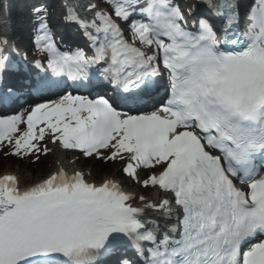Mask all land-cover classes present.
Masks as SVG:
<instances>
[{"label": "snow or ice", "instance_id": "snow-or-ice-1", "mask_svg": "<svg viewBox=\"0 0 264 264\" xmlns=\"http://www.w3.org/2000/svg\"><path fill=\"white\" fill-rule=\"evenodd\" d=\"M59 3L70 44L43 4L27 44L0 32V106L43 101L0 116L5 157L38 162L47 135L163 198L0 175V264H264V0Z\"/></svg>", "mask_w": 264, "mask_h": 264}, {"label": "bare ground", "instance_id": "bare-ground-1", "mask_svg": "<svg viewBox=\"0 0 264 264\" xmlns=\"http://www.w3.org/2000/svg\"><path fill=\"white\" fill-rule=\"evenodd\" d=\"M15 11H19V10L15 9ZM13 14L14 13H12L11 15L8 16L7 12H5V16L3 17V13L1 12L0 13V19L3 18V23L9 24L10 26H14V22L11 21L13 18ZM23 14H24V12H22V14H20V17L24 16ZM16 17H17V15H16ZM56 164H59L60 166L66 168V169H70L73 167V163H72V161H70V159L68 157H66V158L63 157L61 161L57 160ZM113 174H115V173H113ZM157 197L158 196H154V197L151 196L152 199L153 198L156 199Z\"/></svg>", "mask_w": 264, "mask_h": 264}, {"label": "rangeland", "instance_id": "rangeland-1", "mask_svg": "<svg viewBox=\"0 0 264 264\" xmlns=\"http://www.w3.org/2000/svg\"><path fill=\"white\" fill-rule=\"evenodd\" d=\"M51 158L52 159H48V160L51 161V163H54L58 159V154L55 155L54 153H52ZM41 160H45V157L43 155L40 157V160L39 161H41ZM109 166L111 168H114L115 169L116 164L115 163H113V164L110 163ZM3 169L4 170H6V169H13V170L17 169L18 172H19V175H20L21 179L22 180H27V176L28 175L26 174V172L23 170L22 167L17 166V168H15L14 167V164H11L10 163L7 166H5V168H3Z\"/></svg>", "mask_w": 264, "mask_h": 264}]
</instances>
